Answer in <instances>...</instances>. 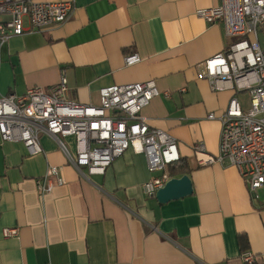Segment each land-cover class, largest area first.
<instances>
[{"label":"crops","instance_id":"obj_1","mask_svg":"<svg viewBox=\"0 0 264 264\" xmlns=\"http://www.w3.org/2000/svg\"><path fill=\"white\" fill-rule=\"evenodd\" d=\"M73 1L67 21L34 30L25 17L27 30L1 47L0 94L47 89L65 77L70 98L98 104L104 86L155 79L161 94L143 114L177 138L193 191L167 202L146 194L152 173L145 155L132 149L104 174L90 175L48 134L37 154L22 142H4L0 264H246V251L264 264V189L254 197L235 165L200 166L194 154L199 141L219 151L221 122L209 113H223L234 95L249 107L243 93L228 84L214 90L199 76V63L231 38L222 22L196 11L222 0ZM133 52L142 60L126 65ZM50 164L61 167L66 183L43 194L36 180ZM14 226L19 235L5 237L4 227Z\"/></svg>","mask_w":264,"mask_h":264},{"label":"built area","instance_id":"obj_2","mask_svg":"<svg viewBox=\"0 0 264 264\" xmlns=\"http://www.w3.org/2000/svg\"><path fill=\"white\" fill-rule=\"evenodd\" d=\"M74 10L73 0H0V49L10 37L27 30L25 17L32 29L46 30L67 21ZM196 13L207 22H222L231 38L227 48L199 63V76L208 79L214 90L228 84L236 93L249 94L248 108L234 95L223 113L208 114L221 122L219 151L212 154L199 141L194 145L196 160L200 166L235 165L249 191L258 197V190L264 189V0H222L220 5L199 8ZM124 60L126 65H134L142 57L133 52ZM68 89L63 77L47 89L34 86L23 95L0 94V146L22 142L29 153L37 154L43 150L41 135L48 134L71 164L90 175L104 174L116 158L132 149L145 155L152 173L144 183L145 193L156 195L173 178L169 168L182 160L177 138L152 126L143 114L161 94L156 80L104 86L98 104L76 101L69 97ZM68 137L73 138L74 149ZM36 183L44 194L65 184L66 178L60 166L50 164ZM19 233L17 226L3 229L5 237ZM242 259L246 264L257 261L250 251Z\"/></svg>","mask_w":264,"mask_h":264},{"label":"water","instance_id":"obj_3","mask_svg":"<svg viewBox=\"0 0 264 264\" xmlns=\"http://www.w3.org/2000/svg\"><path fill=\"white\" fill-rule=\"evenodd\" d=\"M193 191L192 181L188 174L171 178L165 186L156 192V198L160 202H167L188 195Z\"/></svg>","mask_w":264,"mask_h":264},{"label":"trees","instance_id":"obj_4","mask_svg":"<svg viewBox=\"0 0 264 264\" xmlns=\"http://www.w3.org/2000/svg\"><path fill=\"white\" fill-rule=\"evenodd\" d=\"M190 169L188 162L185 160H181L179 163L176 165L170 167V171L172 175H177V174H185L188 172Z\"/></svg>","mask_w":264,"mask_h":264},{"label":"rangeland","instance_id":"obj_5","mask_svg":"<svg viewBox=\"0 0 264 264\" xmlns=\"http://www.w3.org/2000/svg\"><path fill=\"white\" fill-rule=\"evenodd\" d=\"M263 37V35H261ZM263 40V38H261ZM242 96L246 99V97H249V94L247 92H243Z\"/></svg>","mask_w":264,"mask_h":264}]
</instances>
